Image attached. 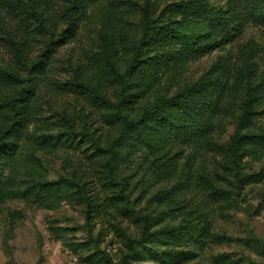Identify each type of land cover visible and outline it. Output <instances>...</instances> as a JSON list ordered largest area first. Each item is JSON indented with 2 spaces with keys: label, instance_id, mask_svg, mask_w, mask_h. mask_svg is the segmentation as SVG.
Here are the masks:
<instances>
[{
  "label": "rangeland",
  "instance_id": "rangeland-1",
  "mask_svg": "<svg viewBox=\"0 0 264 264\" xmlns=\"http://www.w3.org/2000/svg\"><path fill=\"white\" fill-rule=\"evenodd\" d=\"M68 2L0 0V67L26 75L9 41L24 7L60 14ZM144 2L83 3L74 32L59 39L19 103L28 120L9 140L13 149L0 150V264H264V2L243 1L240 31L223 25L200 53L171 35L157 37L159 54L142 52L146 76L124 108L128 117L174 97L166 116L202 120L207 131L167 135L153 121L142 136L130 132L114 147L111 181L105 163L120 133L110 105L119 84L105 57L118 73L126 68ZM227 9L228 0H149L156 25L189 18L204 33ZM46 40L36 38L28 61ZM16 85H0V133ZM249 92L254 141L236 170L226 146ZM86 197L96 205L89 216Z\"/></svg>",
  "mask_w": 264,
  "mask_h": 264
},
{
  "label": "trees",
  "instance_id": "trees-1",
  "mask_svg": "<svg viewBox=\"0 0 264 264\" xmlns=\"http://www.w3.org/2000/svg\"><path fill=\"white\" fill-rule=\"evenodd\" d=\"M93 0H69L62 9L61 13L58 14L53 8L46 6L43 10L35 3L28 5L27 8L20 13V18L14 24L15 29L10 33L9 41L13 47L14 55L17 61L27 70L26 75L21 77L20 73L7 70L0 67V85H16L22 84L17 90L18 95L9 97L7 100V106L11 111V122L8 127L0 133V150H6V152L11 151L13 148L9 146V140L15 133H20L27 122L28 117L25 115L20 102L30 93V91L38 83L37 72L44 69V62L49 58L50 52L54 50V46L57 44L60 38L64 37L67 30L74 32L75 24L77 22L76 13L80 9L83 3H90ZM250 2L257 0H228V9L226 10L227 18L225 20L218 19L214 25L209 29L208 32L204 33L201 29H195L192 26L191 19L187 18L182 21L171 22L165 25H156L151 21L149 17V0L141 5V36L135 46L134 55L129 61L126 68L122 73L115 71L114 65L105 57L107 65L110 69L114 70L117 76V82L119 84V96L118 101L111 103L105 100L107 104L113 107L112 117L114 120L120 124V133L114 139L112 146L109 149V157L105 163L107 167V173L111 181L114 180V166L116 165L117 151L114 149L116 145L120 146L125 141L127 135L130 132H134L137 136H142L144 127L151 125V122L160 123V129L162 134L168 135V130H172V134L178 132L190 133L195 130L207 131V124L202 120L189 121V119H183L181 115L175 117V121L168 118L165 113V108L173 104L174 97L161 98L155 105L151 108L145 109L136 118H129L125 113L124 108L129 106L133 102L134 95L132 90L138 89L142 81L144 80V73L140 72V58L142 52L149 50V52L159 54L158 48L164 44L157 37L163 35H171L175 38L178 43L183 45L190 43V46L197 50V53L204 51L210 47L206 45V38L216 37L220 32V27L223 25L227 28L228 24L235 25L234 30L238 29L240 31L243 21H242V11L241 3ZM264 2V0H260ZM172 6H180V3H172ZM195 7V6H194ZM199 10L200 7H195ZM60 19H64L66 23V28L58 30V23ZM235 32V31H234ZM48 34V40L44 42L42 50L36 55L34 59L28 61L27 53L31 49L36 38H39L42 34ZM57 34L58 38H55ZM236 34V33H235ZM157 38L159 42L155 39ZM203 48V49H202ZM165 54L158 56V58H163ZM157 57V56H156ZM154 58V59H158ZM76 84L79 88L83 84L77 80ZM17 87V85H16ZM96 95L99 97L101 93L96 91ZM190 92V89H184L183 94ZM249 97L244 102V111L240 116L234 132L231 135L226 150L236 170L240 168V158L242 156V149L254 141V134L248 131V122L251 114V104H252V93L249 92ZM187 121V122H186ZM173 125H170L172 124ZM85 185V184H84ZM86 203L88 205L87 215L91 212V209L96 210L94 203L92 204L89 197H86Z\"/></svg>",
  "mask_w": 264,
  "mask_h": 264
}]
</instances>
